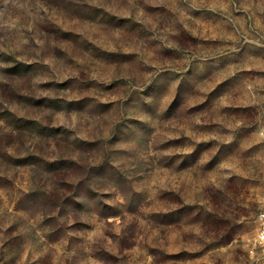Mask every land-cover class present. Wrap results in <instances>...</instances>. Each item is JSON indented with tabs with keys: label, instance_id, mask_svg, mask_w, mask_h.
<instances>
[{
	"label": "rangeland",
	"instance_id": "1",
	"mask_svg": "<svg viewBox=\"0 0 264 264\" xmlns=\"http://www.w3.org/2000/svg\"><path fill=\"white\" fill-rule=\"evenodd\" d=\"M264 0H0V264H264Z\"/></svg>",
	"mask_w": 264,
	"mask_h": 264
},
{
	"label": "built area",
	"instance_id": "2",
	"mask_svg": "<svg viewBox=\"0 0 264 264\" xmlns=\"http://www.w3.org/2000/svg\"><path fill=\"white\" fill-rule=\"evenodd\" d=\"M256 224V238L254 248L251 250V254L264 258V211L257 215Z\"/></svg>",
	"mask_w": 264,
	"mask_h": 264
}]
</instances>
